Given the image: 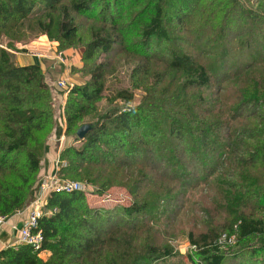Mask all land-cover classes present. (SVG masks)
I'll list each match as a JSON object with an SVG mask.
<instances>
[{
    "label": "trees",
    "instance_id": "obj_1",
    "mask_svg": "<svg viewBox=\"0 0 264 264\" xmlns=\"http://www.w3.org/2000/svg\"><path fill=\"white\" fill-rule=\"evenodd\" d=\"M140 3L143 7L139 17L127 23L131 9ZM202 3L203 0H0V217L8 219L28 203L54 129V105L41 66L16 63L7 49L12 45L10 42L4 45L3 40L5 35L23 27L38 6L43 5L34 22L40 33L59 42L63 50L84 48L86 62L93 59L94 62L102 54L112 55L116 45L121 49L125 41L122 34L132 35L137 25L141 43L146 45L144 53L140 52L141 59L144 61L148 56L164 59L166 66V72L155 74L141 67L136 69V74L140 71L146 81L153 76L157 80L152 87H144L149 97L135 106L131 105L135 95L123 89L112 96L109 109L97 114L99 103L105 98L103 80L105 68L111 65L108 60L88 72L90 81L70 89L64 111L65 134L76 136L81 145H69L61 151L60 157L70 160L67 171L79 177L82 173L83 180L92 182L95 180L85 175L84 169L108 166L116 172L123 168L131 179L128 175L135 172L131 167L137 165L139 176L135 183L142 188L154 180L148 171L167 163L169 167L164 166L161 176H167L174 168L178 172L176 175L171 171L173 180L185 188L192 186L194 176H201L186 171L192 160L199 161L202 169L206 163L213 164L210 162L215 155L224 154L223 160L216 161L217 171L223 172L226 162L239 168V175L232 174L234 177L227 185L239 188L240 196L236 199L241 201L242 209L235 211L224 231L210 230L201 233L198 239L190 234V242L197 248L190 259L193 264H224L231 256L245 255L252 245L264 250V77L240 91L233 116L226 119L221 93L212 100L206 92L211 88L212 74L188 52L178 49L186 36L178 34L175 22L191 21ZM256 6L261 9V2ZM76 17L93 21L88 41L83 40ZM190 31L187 28L184 32ZM153 40L159 42L156 47L159 54L149 52L147 45ZM227 52L223 47L221 55ZM252 67L248 63L242 75L252 72ZM172 72L174 78L166 80ZM175 83L172 94L170 84ZM189 89L196 94H188ZM171 98L176 101L171 102ZM93 117V121L85 123ZM83 124L91 128L80 139L77 130ZM188 151L191 156L186 155ZM104 192L100 189V193ZM251 202L255 205L248 212L246 206ZM46 207L52 214L41 218L39 228L44 237L43 249L52 253L49 259L44 261L31 246L19 244L0 251V264H152L177 254L172 248L152 243L131 254L130 232L136 229V220L155 208L144 198L102 210L87 205L83 191H53ZM118 213L126 218L118 219ZM113 244L116 258L107 263L102 250ZM233 245L238 249L231 248Z\"/></svg>",
    "mask_w": 264,
    "mask_h": 264
},
{
    "label": "rangeland",
    "instance_id": "obj_2",
    "mask_svg": "<svg viewBox=\"0 0 264 264\" xmlns=\"http://www.w3.org/2000/svg\"><path fill=\"white\" fill-rule=\"evenodd\" d=\"M259 1L262 4L261 9L256 6ZM142 7L143 3L135 5L126 22H135ZM200 7L191 21L187 19L180 24L175 22L174 26H177L178 34L182 32V35L186 36V40L178 45V49L188 52L197 62L204 64L212 74L211 88L206 92L210 93L209 98L212 100L215 94L221 93V102L226 110L227 119V117L233 116V107L238 103L237 97L240 91L253 84V81L264 77V0H232L231 3L229 0H203ZM42 8L43 5H39L23 24V27L5 35L3 40L4 45L9 42L12 45L7 49L14 55L18 64H20L18 55H29V57L34 55L40 58L53 104L56 100H60L58 98L69 94L74 85L90 81L91 75L88 72L106 60L111 61V65L105 68L103 80L105 98L99 103L97 114L109 109L112 105L110 101L112 96L123 89L129 90L135 95V100L131 104L133 106L140 104L146 96L148 99L149 95H146L144 87H152L151 84L157 80V76L146 81V77L140 71L136 74V69L141 67V69L150 70L155 74L166 72V66L163 62L164 59L148 56L149 59L146 60H149V63L141 59L140 52L144 53L143 49L146 45L141 43L137 25H135L136 31L132 35L122 34L125 41L121 49L119 45H116L112 55L102 54L94 62V59L86 62L83 60L84 48L77 46V48L63 50L60 48L59 42L50 39L47 34L40 33L34 22L40 16ZM98 10L99 8L95 12ZM76 21L81 27L80 34L83 40L88 41L93 21L82 17H76ZM183 28L185 30L191 28L190 33H185ZM238 33L239 35H237ZM137 39H140L139 43H137ZM158 44L157 40H153L147 45L149 52L159 54V50L156 49ZM170 47L171 45L168 46L169 49ZM223 47L229 50L225 56L221 55ZM68 49L81 52V59L78 57L76 59L79 67L71 66L69 75L64 71L61 74L59 71V64H66L74 59L73 56L68 57V60L66 56L64 57L63 52ZM50 59L53 60V63L50 64L51 68L49 69L45 60L50 61ZM248 63L253 66L252 72L242 75ZM217 74L219 77L216 76ZM139 76L143 78L142 81L136 79ZM174 76L175 72H172L165 79L171 80ZM60 82H65L66 86H61ZM176 84H170L172 94ZM137 85L139 87H136ZM187 92L188 94H196L191 89ZM175 99L171 98L170 101L175 102ZM118 102L122 104L121 101ZM173 107L176 108L175 105ZM94 119L95 117L88 118L85 123ZM55 120L54 118V129L52 128L49 139L56 134ZM75 139L76 136L68 137L65 134L62 142L63 148L69 145L80 146L81 142ZM47 151L48 146L46 153ZM41 155L43 156L42 150ZM186 155L191 156V153L188 151ZM216 156L218 155H215V158L210 162L213 164L206 163L202 169H200L199 161L192 160V166H187L186 171L189 174H201L200 177L194 176L192 186L180 187L179 183L173 180L171 171L175 174L178 172L174 168L170 170V173H167V176H161V170L164 166L167 165L166 169L169 167V164L164 163L162 168L152 172L148 171L149 177L154 178L153 181L145 184L142 188H138L135 183L139 176L136 175L139 172L137 165L131 167L135 171L133 175H128L132 176L131 179L127 178L123 168L116 172L108 166H88L84 172L85 175H89L95 180L92 183L83 180L84 175L82 173L79 177L70 171L68 172L67 165L70 160L68 158L62 159L59 154L53 172L47 174L42 173L41 170L37 174L28 205L40 196L39 188L47 177H50L51 180L59 178L68 182L75 180V182L81 183L86 204L93 209L111 210L120 205L131 204L134 199L141 200L144 198L149 205L152 204L155 208L152 212H148L136 220V229L134 232H130L133 240V247L130 249L131 254H136V251L144 244L152 243L156 246L172 248L177 253L176 256L167 257L152 264H193L190 256L196 253L197 248L191 244L190 234H193L194 239H198L201 233L210 230L224 231L234 218L235 211L242 209L241 201L236 199L240 196L239 188H229L227 185L234 177H231L232 174L239 175V168H236L232 162H226L223 172H218L216 161L223 160L225 155ZM205 166L206 169L203 171ZM213 169L216 172H212ZM221 173L223 175H220ZM185 179H187V175ZM105 181L108 182L105 183ZM104 183L105 186L102 187ZM100 189L105 190V192L100 193ZM253 205H255L253 202L248 204L246 210L250 212ZM125 218L124 215L118 213V219L124 220ZM17 233H19V229ZM231 248L238 249L236 245L231 246ZM249 249V252L241 257H229L224 264H264V250L258 248V245H252ZM102 251L104 259L108 260L107 263L116 258L117 249L114 244L106 246ZM120 251L122 252L121 248ZM48 252L49 250H45L39 256L46 261L50 257L47 255ZM195 258L198 261V258Z\"/></svg>",
    "mask_w": 264,
    "mask_h": 264
},
{
    "label": "crops",
    "instance_id": "obj_3",
    "mask_svg": "<svg viewBox=\"0 0 264 264\" xmlns=\"http://www.w3.org/2000/svg\"><path fill=\"white\" fill-rule=\"evenodd\" d=\"M64 57L66 56V59L68 60V57L73 56L74 59L66 64H59V68L62 72H66V74L69 75L71 66L79 67L76 63L77 57L81 59V52H77L74 49H68L63 52ZM18 61L20 65H30V64H37L40 65L41 68L42 64L40 62V58L34 56V55H18ZM47 61V62H46ZM80 61V60H79ZM47 68H51L50 64L53 63V60L50 59V61L45 60ZM47 71V70H46ZM47 73V72H46ZM68 94L64 95L59 101L56 100L55 107H54V118L56 119V125H55V131L56 134L54 137H51L48 142V151L46 153V156L42 162V173L50 174V172H53L55 169V161L57 156L60 154V152L63 150V138L65 136V130H66V120H65V104L67 101ZM35 197V196H34ZM27 205V206H26ZM24 206L23 209L17 211L12 216H10L8 219H6L5 223L0 228V251L3 249L10 247V246H16L21 244L20 242V236L19 233H17V230L20 226H22L23 221H25L28 218L29 214V208L28 203ZM14 227V228H13ZM47 250V249H46ZM51 251L47 253V255L51 256ZM43 259V258H42Z\"/></svg>",
    "mask_w": 264,
    "mask_h": 264
},
{
    "label": "built area",
    "instance_id": "obj_4",
    "mask_svg": "<svg viewBox=\"0 0 264 264\" xmlns=\"http://www.w3.org/2000/svg\"><path fill=\"white\" fill-rule=\"evenodd\" d=\"M61 86H66L65 82H60ZM40 196L36 197L29 205V214L28 218L23 221L22 226L19 229V236L21 244L31 246L34 251H37L38 254L45 251L43 249V234L39 228V222L42 217L49 216L52 214V211L46 207L47 198L51 192H65L72 193L77 191H83V186L79 182L75 181H64L57 179H50L47 177L43 180L42 185L39 188ZM6 218L0 217V225L4 224Z\"/></svg>",
    "mask_w": 264,
    "mask_h": 264
},
{
    "label": "water",
    "instance_id": "obj_5",
    "mask_svg": "<svg viewBox=\"0 0 264 264\" xmlns=\"http://www.w3.org/2000/svg\"><path fill=\"white\" fill-rule=\"evenodd\" d=\"M91 128L89 124H83L78 130H77V136L80 139H83L87 133V131Z\"/></svg>",
    "mask_w": 264,
    "mask_h": 264
}]
</instances>
